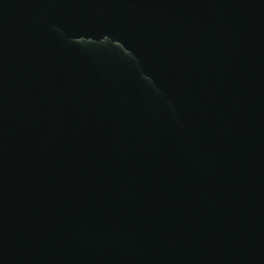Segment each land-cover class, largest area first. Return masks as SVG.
<instances>
[{
	"label": "water",
	"instance_id": "95a60500",
	"mask_svg": "<svg viewBox=\"0 0 264 264\" xmlns=\"http://www.w3.org/2000/svg\"><path fill=\"white\" fill-rule=\"evenodd\" d=\"M0 264H264V0H0Z\"/></svg>",
	"mask_w": 264,
	"mask_h": 264
}]
</instances>
